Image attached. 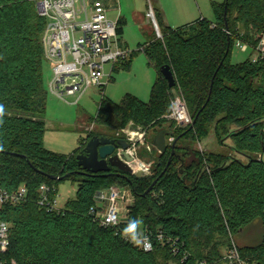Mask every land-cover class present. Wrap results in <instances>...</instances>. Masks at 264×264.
<instances>
[{
    "label": "trees",
    "instance_id": "16d2710c",
    "mask_svg": "<svg viewBox=\"0 0 264 264\" xmlns=\"http://www.w3.org/2000/svg\"><path fill=\"white\" fill-rule=\"evenodd\" d=\"M212 9L214 21L198 19L177 28L167 26L154 9L161 38L139 46L156 72L149 100L126 94L116 103L101 89L89 122L105 131H88L72 153L59 154L44 146L46 21L37 14L35 0H0V105L5 109L0 188H27L24 202L0 209V219L10 225L6 264H224L221 250L256 221L262 230L260 242L237 249L241 259L264 264V160L259 158L264 155V54L256 61L248 57L231 62L237 43L254 53L263 38L264 0H225ZM125 24L118 19L119 36ZM138 52L132 51L113 71L129 70ZM164 66L174 74V88L161 74ZM174 92L184 97L195 123L173 132L177 141L166 143V151L157 154L151 177L137 178L116 167L91 174L78 165L77 155L93 136L120 139L110 130L129 121L142 132L160 128L167 122ZM162 130L167 136L162 128L156 135ZM210 131L220 141L230 139L233 150L248 161L217 154L204 158L192 144ZM65 181L77 185L75 197L58 210L40 208V186L49 188L54 201ZM112 186L128 187L135 197L127 222L118 229L100 227L90 215L96 193ZM133 219L142 221L140 229L172 239L178 252L166 240L154 239L149 252L125 241L120 231Z\"/></svg>",
    "mask_w": 264,
    "mask_h": 264
},
{
    "label": "built area",
    "instance_id": "2783aa9c",
    "mask_svg": "<svg viewBox=\"0 0 264 264\" xmlns=\"http://www.w3.org/2000/svg\"><path fill=\"white\" fill-rule=\"evenodd\" d=\"M35 5L37 14L46 21L42 46L44 58L51 65L47 87L49 93L60 100H64L65 96H76L75 103H77L90 88L99 90L105 88V83L111 80L113 68L126 60L132 52L120 45L117 22L109 19L106 4L102 0H35ZM147 17L154 24L152 9L147 13ZM236 46L241 51L247 50L244 44L237 43ZM255 50L257 54H264V36ZM106 67L110 68L109 72H106ZM167 117L181 126H188L191 123L186 103L180 95L172 99ZM133 132L126 135L130 137L132 134L142 133ZM129 140H126L130 143L127 152L137 161V166L132 167L133 171L143 170L145 176H148V166L138 161L134 155L136 142ZM26 197L27 188L23 185L11 192L0 188V209L5 205L20 204L26 200ZM94 202L95 207L90 211V215L103 228L118 229L125 224L133 206L131 191L118 186L97 192ZM38 206L48 210H58L56 199L50 200L49 188L45 185L40 186ZM122 232L123 230L120 231L122 238L133 244L122 235ZM140 232L148 237L151 245L145 248L143 243L140 246L133 244L140 250L151 251L153 240L156 239L162 243L166 240L167 244H172L174 253L178 252L175 248L176 243L172 239H164L161 232L156 235L147 229H140ZM9 235L10 225L0 219V264H6ZM221 261L224 264H256L241 259L234 243L224 250ZM195 264L208 263L202 260Z\"/></svg>",
    "mask_w": 264,
    "mask_h": 264
},
{
    "label": "rangeland",
    "instance_id": "374dc122",
    "mask_svg": "<svg viewBox=\"0 0 264 264\" xmlns=\"http://www.w3.org/2000/svg\"><path fill=\"white\" fill-rule=\"evenodd\" d=\"M131 1L132 4L129 3L130 0H127V2H125L124 0H116L115 3L110 4V11L108 12V17L111 19H115L118 15H120V8H122L124 15H126L127 19L129 20V25L126 28L123 41L128 43V50L130 52H138V45L146 43V41L149 42L150 38L148 35H143L139 33L138 26L135 25V20L137 21L139 19V15L145 13L146 6H148L146 14L150 11V9H152L155 18L154 9H156L158 5L157 0ZM214 1L218 0H193L195 5H197V2L199 3V6L202 8L203 11H205V15L203 16L209 21H212L214 19V16L211 6L208 7V3H213ZM220 1L223 2L224 0ZM132 13H135L133 14L134 16H132ZM147 19L149 21L148 27L152 38H161L159 28L157 30L152 20L148 17ZM237 28L241 34L245 33V29L242 25H238ZM248 57L251 58L253 61H256L257 59H259V57H263V55L257 54L256 51H254V53H250L249 51H241V49L236 45L232 48V63H241ZM109 69V67H106V72H109ZM50 75L51 65L48 62H44L43 87L44 90L47 92V104L45 113L46 132L44 135V146L46 149L55 153L70 154L76 149L80 137L84 138L87 135L88 131L93 130L96 132L102 130L98 128L99 126L97 124L89 122V120L91 118H94L96 115L98 104L100 103L101 99V92L97 88H90L86 91V93L80 98L77 103H75L77 99L76 96H65L64 100H60L48 91L47 87L50 81ZM155 79V70L148 65L145 55L139 51L133 58L129 70H120L118 72H112L111 80L108 83H105L103 94L105 95V97L109 98L110 100L116 103L120 102V100L126 94H131L139 98L141 101L147 102L149 100L151 87ZM177 95H179V93L174 92L173 98ZM180 96L185 101L184 97L182 95ZM166 120L167 122L162 124L160 128H150L149 130H147V132L144 131L142 133L132 134L130 135L131 138L127 136L124 132L129 127H131V131L134 132H136L137 129L140 128L139 126L135 125L133 121L127 122L124 128L110 130V133H112L113 135H118V138L120 139H131L133 143L136 142L133 152L138 161H140L141 163H145L148 166L149 173L146 177H151L153 175V163L155 157L158 154V150L153 145V136L156 135V132L161 128L168 130V134L166 136V143L169 146L174 142L175 135H173V132L175 130L185 129L188 126L192 125V118L191 123L188 126H181L169 117H167ZM233 128L234 127H231L230 129L233 130ZM104 131L102 130V132ZM192 148L197 152L201 153L202 156L205 155L204 158H207L210 154H217L231 159L240 160L243 163H246L248 161L247 156H244L233 150V144L230 139L224 137V139L220 141L219 138L215 136L213 131H210V133L201 141L193 143ZM259 158L264 160V155L259 156ZM154 182L156 184L157 179L154 180L152 184ZM122 188L130 190L128 187ZM77 189V185L73 184L70 181H65L59 184L56 196L57 208H62L67 200L73 199L75 197ZM132 198L134 206L135 197L133 193ZM261 233V225L258 221H256L252 225L247 227L244 231H242V233L235 235L230 240V242L234 243L237 247L255 246L261 240ZM216 237L217 236H215V238ZM224 250L225 249L223 248L221 252L223 253Z\"/></svg>",
    "mask_w": 264,
    "mask_h": 264
},
{
    "label": "water",
    "instance_id": "95a60500",
    "mask_svg": "<svg viewBox=\"0 0 264 264\" xmlns=\"http://www.w3.org/2000/svg\"><path fill=\"white\" fill-rule=\"evenodd\" d=\"M158 30L156 21L154 22ZM225 27L227 24L225 22ZM161 74L168 83L169 88H174L176 85L175 77L169 66L161 68ZM195 120H193L191 127L194 126ZM129 127L125 134L131 132ZM137 132H142L139 128ZM177 140L173 142V145ZM153 145L158 150L159 154L166 151V136L165 131H160L154 138ZM130 149V143L125 139H109L104 137L93 136L86 143L82 154L77 155V163L83 169L84 172L91 174L108 173L111 167H116L129 174L134 175L137 178L145 176L143 170L133 171L132 167L137 166V161L128 154ZM52 180H58L56 177H52ZM155 182L148 188L145 194H148Z\"/></svg>",
    "mask_w": 264,
    "mask_h": 264
},
{
    "label": "crops",
    "instance_id": "0c3cea01",
    "mask_svg": "<svg viewBox=\"0 0 264 264\" xmlns=\"http://www.w3.org/2000/svg\"><path fill=\"white\" fill-rule=\"evenodd\" d=\"M107 8L108 12L110 11V4L115 3L116 0H102ZM127 2V0H124ZM225 1V0H224ZM224 1H214L213 3H208V7L211 6L212 9V4H222ZM219 2V3H217ZM132 4V1L130 0L129 2ZM196 3V2H195ZM121 4V1H120ZM168 4V5H167ZM157 10L160 12L162 15V19L164 23L171 27V28H177L180 26H184L187 24H190L198 19H206L203 15H205V11L202 10V8L199 6V3L197 2V5L194 4L193 0H157ZM148 10V6H146V11ZM142 13L139 15V19L136 21L135 20V25L138 26L139 33L143 35H148L149 38H152V35L149 32V21L147 19V14ZM197 11V12H196ZM213 12V9H212ZM132 13V16H134ZM139 14V13H137ZM199 16V17H196ZM214 16V13H213ZM119 18H123L126 22L125 26L123 27V33L121 36L118 35V39L120 42V45L126 48H129L128 43L123 41V37L125 36V31L127 26L129 25V20L127 19V16L124 15L122 8H120V15H118L115 19L109 18L111 21L117 22ZM207 20V19H206ZM209 21V20H208ZM214 21V19L212 20ZM147 43V41H146ZM144 44V43H143ZM143 44H139L143 45ZM113 79V78H112Z\"/></svg>",
    "mask_w": 264,
    "mask_h": 264
},
{
    "label": "clouds",
    "instance_id": "9594fccd",
    "mask_svg": "<svg viewBox=\"0 0 264 264\" xmlns=\"http://www.w3.org/2000/svg\"><path fill=\"white\" fill-rule=\"evenodd\" d=\"M5 114V109L3 105H0V122H2V117ZM142 221L133 219L131 220L128 225L123 229L122 235L129 239L133 244L140 246L143 243L145 248L151 247L150 243L148 242V237L143 235L140 232V225Z\"/></svg>",
    "mask_w": 264,
    "mask_h": 264
}]
</instances>
